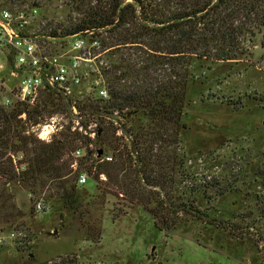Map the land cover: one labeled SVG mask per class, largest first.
Instances as JSON below:
<instances>
[{"label":"trees","instance_id":"trees-1","mask_svg":"<svg viewBox=\"0 0 264 264\" xmlns=\"http://www.w3.org/2000/svg\"><path fill=\"white\" fill-rule=\"evenodd\" d=\"M21 1L5 3L21 7ZM63 4L68 8L63 22L42 14L44 33L60 37L61 42L66 36L82 34L90 42L97 40L99 50L104 51L105 63L99 69L108 97L99 98L92 90L79 104L82 127L95 123V137L70 125L50 141L26 132L28 123H38L44 112L67 111L60 98L48 96L47 103L35 107L0 103V179L38 195L34 204L41 200L46 206L51 201L61 209L76 211L89 201L84 203V186L75 183L71 152L92 143L102 157H112L100 160L87 151L80 162L96 184L93 198L98 205L108 202L107 195L118 197L126 208L135 206L151 213L155 228L169 232L188 226V221L202 220L195 214L199 202L195 195L191 198L198 189L177 201L168 194L155 197L152 190L174 183L176 166L183 165L178 149L194 59L238 60L245 53V41L264 32V0H66ZM34 5L42 13V6ZM23 112L25 120L19 117ZM116 116L123 120L117 127L112 124ZM12 155L22 156L17 164ZM101 174L105 181H99ZM152 203L155 210L149 207ZM1 206L8 207L7 200ZM113 210L109 215L115 221L120 213ZM17 216L10 222V231L25 225ZM224 222L218 220L216 226ZM85 226V240L99 248L103 233L99 219L89 218ZM86 248L44 262L30 254L27 264H87L83 260L93 261L99 253Z\"/></svg>","mask_w":264,"mask_h":264},{"label":"rangeland","instance_id":"rangeland-1","mask_svg":"<svg viewBox=\"0 0 264 264\" xmlns=\"http://www.w3.org/2000/svg\"><path fill=\"white\" fill-rule=\"evenodd\" d=\"M65 1L22 0L20 5L38 3L43 8L40 21H45L43 14L63 22L68 12ZM0 3L11 9L19 7L5 0ZM69 41H56L53 49L62 50ZM244 49L238 60L194 59L178 149L183 165L176 166L174 183H167L164 190H152L155 197L168 194L177 201L198 189L191 198L196 196L199 212L195 214L202 220L188 221V226L170 232L158 230L151 213L135 206L126 208L118 197L107 195L108 202L98 205L92 180L83 191L84 203L89 201V205L74 211L49 201L43 211H36L38 195L0 179V237L4 238L0 264H27L30 254L44 262L89 246L100 257L83 260L87 264H264V32L245 41ZM7 53L6 48L0 51L3 96L8 95L6 86L13 81ZM40 102L47 103V97ZM58 117L62 128L71 122L68 111ZM31 124L27 126L31 128ZM21 157L13 155V162L17 164ZM105 179L100 175L99 181ZM6 200L8 207H2ZM149 207L153 209L154 204ZM113 209L120 213L115 221L109 215ZM16 214L25 225L12 229L14 236H10L9 225ZM89 218L101 223L99 248L85 240ZM218 220L225 224L216 226ZM225 225L230 229L223 228ZM54 230L56 233L48 234Z\"/></svg>","mask_w":264,"mask_h":264},{"label":"built area","instance_id":"built-area-1","mask_svg":"<svg viewBox=\"0 0 264 264\" xmlns=\"http://www.w3.org/2000/svg\"><path fill=\"white\" fill-rule=\"evenodd\" d=\"M40 20L38 7L35 5L11 9L0 3V51L8 49V74L13 79L11 84L5 85L7 96H3V81L0 79V103L5 106L20 103L35 107L43 104L40 102L42 97L60 98L67 104L73 123L68 124L71 129L83 132L93 139L96 124L89 123L83 129L81 121L84 114L79 104L92 90L97 92L99 98L108 97V88L99 69L105 63L104 51L99 50L97 40L90 42L87 37L77 33L63 38H69L70 41L62 50L53 49L56 41L61 43V38L44 33L41 29L44 21ZM58 116H61V112H44L43 118L36 125L31 124V128L27 127L26 132H32L41 140L50 141L62 130ZM19 117L26 119L24 112ZM112 121L116 127L123 122L120 116ZM116 133L121 131L118 129ZM87 151L94 158L112 160L111 156L102 157V153L98 154L99 150L92 143L88 147L76 148L71 152L70 167L76 175L77 186H85L89 180L94 181L86 168L80 166ZM45 208L41 200L35 202L36 211H43ZM8 235L14 236V231ZM3 240L0 237V243Z\"/></svg>","mask_w":264,"mask_h":264},{"label":"water","instance_id":"water-1","mask_svg":"<svg viewBox=\"0 0 264 264\" xmlns=\"http://www.w3.org/2000/svg\"><path fill=\"white\" fill-rule=\"evenodd\" d=\"M101 153H102V151L99 150V151H98V154H101ZM54 233H56V230H54V231H52V232H48V234H54Z\"/></svg>","mask_w":264,"mask_h":264}]
</instances>
